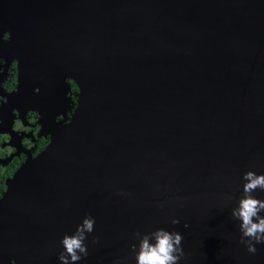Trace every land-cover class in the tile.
<instances>
[{
  "label": "water",
  "instance_id": "water-1",
  "mask_svg": "<svg viewBox=\"0 0 264 264\" xmlns=\"http://www.w3.org/2000/svg\"><path fill=\"white\" fill-rule=\"evenodd\" d=\"M4 44L24 89L70 77L81 97L7 182L0 264H61L89 214L79 264H137L159 228L183 235L179 264H264L231 216L264 174V0H0Z\"/></svg>",
  "mask_w": 264,
  "mask_h": 264
},
{
  "label": "flooded vegetation",
  "instance_id": "flooded-vegetation-1",
  "mask_svg": "<svg viewBox=\"0 0 264 264\" xmlns=\"http://www.w3.org/2000/svg\"><path fill=\"white\" fill-rule=\"evenodd\" d=\"M3 40L9 42V31ZM20 65L17 57L0 51V182L6 186L49 146L55 127L70 122L81 97L79 85L70 77L58 82L57 88L42 81L24 89Z\"/></svg>",
  "mask_w": 264,
  "mask_h": 264
},
{
  "label": "clouds",
  "instance_id": "clouds-1",
  "mask_svg": "<svg viewBox=\"0 0 264 264\" xmlns=\"http://www.w3.org/2000/svg\"><path fill=\"white\" fill-rule=\"evenodd\" d=\"M243 195L238 206L233 208L231 216L240 221V242L247 247L250 254L258 252L256 245L264 244V200L257 198L253 193L257 190L264 192V174L247 171L243 175ZM95 218L90 214L85 216L82 223L77 225L74 234H65L61 240L63 250L59 253L61 264H79L89 255L85 241L88 234L95 230ZM173 225L180 223L178 218L171 220ZM138 247L134 245L137 264H179L185 256L182 247L183 235L180 232H171L164 228L156 229L147 234L137 232ZM154 241V242H153ZM99 238L94 237L93 243Z\"/></svg>",
  "mask_w": 264,
  "mask_h": 264
},
{
  "label": "trees",
  "instance_id": "trees-1",
  "mask_svg": "<svg viewBox=\"0 0 264 264\" xmlns=\"http://www.w3.org/2000/svg\"><path fill=\"white\" fill-rule=\"evenodd\" d=\"M6 188H7V186L4 185V183L2 184V183L0 182V198L3 196V194H4L5 190H6Z\"/></svg>",
  "mask_w": 264,
  "mask_h": 264
}]
</instances>
